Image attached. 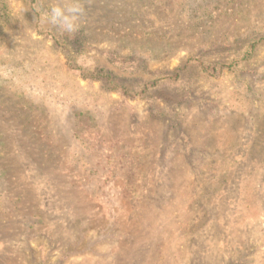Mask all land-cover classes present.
<instances>
[{
    "label": "rangeland",
    "instance_id": "374dc122",
    "mask_svg": "<svg viewBox=\"0 0 264 264\" xmlns=\"http://www.w3.org/2000/svg\"><path fill=\"white\" fill-rule=\"evenodd\" d=\"M0 0V264H264V0Z\"/></svg>",
    "mask_w": 264,
    "mask_h": 264
},
{
    "label": "clouds",
    "instance_id": "9594fccd",
    "mask_svg": "<svg viewBox=\"0 0 264 264\" xmlns=\"http://www.w3.org/2000/svg\"><path fill=\"white\" fill-rule=\"evenodd\" d=\"M85 15L82 0H62L43 11L41 21L54 26L62 34L73 35L80 30Z\"/></svg>",
    "mask_w": 264,
    "mask_h": 264
}]
</instances>
